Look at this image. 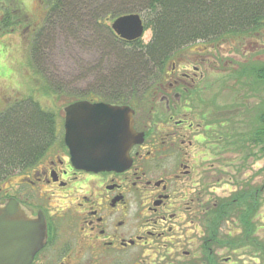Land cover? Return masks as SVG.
I'll return each mask as SVG.
<instances>
[{
	"label": "flooded vegetation",
	"instance_id": "1",
	"mask_svg": "<svg viewBox=\"0 0 264 264\" xmlns=\"http://www.w3.org/2000/svg\"><path fill=\"white\" fill-rule=\"evenodd\" d=\"M185 70L172 65L166 77L174 80L160 85L167 87L165 96L161 89L159 100L165 113L161 131L142 129L133 104L105 101L97 91H89L97 99H75L70 104L103 103L133 111V135L143 137L130 144L123 170L92 172L75 167L64 142V114L60 131L57 120V139L42 160L0 182V206L13 200L30 222L42 226L41 244L29 264H236L239 250L252 253L250 246L237 241L243 234L239 214L251 225L253 221L257 236L263 185L249 184L226 197L215 196L219 181L208 179V170L212 175L216 169L200 165L203 159L198 157L204 142L210 147L209 137L188 117L194 96L187 94L198 91L195 80L202 76L196 66ZM147 93L141 95L148 100ZM233 115L227 112L218 122L212 121L209 136L216 132L222 149L234 153V147L226 145L235 133ZM243 193H253V206L248 202L236 206V196ZM207 194L215 198L204 199ZM227 222L236 225L239 234H223Z\"/></svg>",
	"mask_w": 264,
	"mask_h": 264
},
{
	"label": "trees",
	"instance_id": "2",
	"mask_svg": "<svg viewBox=\"0 0 264 264\" xmlns=\"http://www.w3.org/2000/svg\"><path fill=\"white\" fill-rule=\"evenodd\" d=\"M46 1L48 13L42 27L33 35L29 64L37 70V74H45L38 64L42 63L40 59L43 50L57 34L71 41H92L90 49L98 51L100 60H113L112 66H117L118 69L116 72L110 69L108 76L103 78L97 90L102 95L108 87L115 85L121 86L113 90L123 92L133 86L140 87L144 78L155 74V71L162 74L178 51L196 41L206 42L227 34L254 33L264 27V0H101L99 3L98 0ZM14 3L18 7L20 19L14 21L11 12H6L0 18V32L26 23L21 5ZM89 3L93 6H89ZM127 14H139L142 17L145 30L151 33L150 41L146 44L141 40L122 41L110 30L109 22L112 19ZM82 33L87 39L81 37ZM119 45L122 46L118 47ZM246 61L240 69L228 74L237 86L243 87L240 91L244 97L250 102L254 101L253 106H249L250 102L244 104V113L248 114L255 109L254 114L245 121L243 130L235 129L234 135L226 144L241 154L242 161L251 154L246 150L248 148L255 149L251 156L253 160L264 158V62L249 64ZM42 80V92L51 94L54 89L46 86L49 83L45 77ZM102 97L105 101H111ZM120 100L126 98L117 96L112 102ZM56 129L57 117L42 111L32 98L17 100L0 113V182L9 174L41 161L57 139ZM253 193L236 196V206L241 207L245 202L253 206ZM239 215L243 234L237 237V241L250 246L252 253L258 254L259 259L264 262V243L255 235L253 221L251 225L248 219Z\"/></svg>",
	"mask_w": 264,
	"mask_h": 264
},
{
	"label": "rangeland",
	"instance_id": "3",
	"mask_svg": "<svg viewBox=\"0 0 264 264\" xmlns=\"http://www.w3.org/2000/svg\"><path fill=\"white\" fill-rule=\"evenodd\" d=\"M100 1L98 0V3ZM14 2L21 5L26 15L23 16L26 23L18 24L9 31L0 32V113L17 100L32 98L42 111L52 113L57 117L58 131H60L59 123L64 117L65 108L75 99H97L93 94L92 96L89 95V91H97L103 78L108 76L109 70L112 69L116 72L117 66H112L113 60L111 62L107 59L100 60L98 51L96 50L94 53L90 49L89 44L92 41H85V39L71 41L57 34L54 36V40L43 50V57L41 56L40 59L42 63L38 64L39 69L44 70L45 74H37V70L29 64L32 38L44 23V18L48 13V3L46 0H0V18L6 12H11L10 15L14 21L17 18L20 19L18 7H15ZM88 5L93 6L92 3ZM110 25L111 22H109ZM81 37L87 39L83 33ZM150 37V31L146 30L140 40L146 44L150 41ZM108 52L111 53V51ZM172 61L166 65L162 74L160 71L154 70L155 74L144 78L140 87L134 88L133 86L127 92L113 90V88H118L121 85L110 88L103 83L106 88L108 87V90H105L106 93L101 95L111 101L117 96L125 97L126 100H120V102L135 106L138 116L142 118V125H140L142 129L161 131L165 125V113L164 105L159 100L162 98L163 92L165 96L164 89L167 87L160 85L167 86L174 80L166 77L168 69L175 65L177 70L180 69L181 72H184L183 70L186 69L185 73H188L192 66L198 67V75H201L202 79L195 80L198 91L193 89L187 94L190 95L193 92L194 98L191 99L193 102L186 96V99L191 101L188 117L189 122L194 123V126H200L199 131L202 132L203 136L209 137L210 147L204 142L203 154H199L198 157L200 160L203 159L200 161V165H204V167L213 165L216 169L212 175L208 170V179H218L219 181L215 196L226 197L242 186L249 184L253 186L263 185L264 158L258 157L253 160L251 156L255 149L248 148L246 150L251 154L242 161L241 154L236 150L233 153L227 149H222L221 141L216 137V132L214 137L209 136L211 126L209 124L214 120L218 122L224 117V114L227 115V112L233 115L235 109V115L232 116L234 127L243 130L245 121L254 114L255 109L248 114L244 113V104H248L250 101L240 91L243 90V87L237 86L228 77V74L240 69L245 61L249 64L264 62V27L254 33L227 34L206 40V42L196 41L191 46L176 53ZM44 77L49 83L46 86L54 89L49 95L44 94L41 89L42 85L40 84ZM138 88L140 89L138 90ZM150 89L152 90L150 91ZM140 91L143 93L148 91L150 96L148 100L142 97ZM181 97L183 102L185 96L181 95ZM253 103L254 101L250 102L249 106H253ZM206 127L209 128L206 130ZM220 134H218L219 137ZM213 144H215L214 147ZM212 195L214 194L204 195V199L215 198ZM255 222L258 226L257 236L263 239L264 243V186L260 217ZM222 229H224L223 234L228 233V231L236 234L239 231L238 227L230 222L225 223ZM255 255L246 250H239L235 256L236 264H260Z\"/></svg>",
	"mask_w": 264,
	"mask_h": 264
},
{
	"label": "water",
	"instance_id": "4",
	"mask_svg": "<svg viewBox=\"0 0 264 264\" xmlns=\"http://www.w3.org/2000/svg\"><path fill=\"white\" fill-rule=\"evenodd\" d=\"M110 29L126 42L142 38L145 31L138 14L117 17ZM64 112V142L75 167L92 172L126 168L130 144L140 143L143 137L133 135L129 107L80 102ZM42 230L41 224L26 218L15 201L0 206V264H29L41 244Z\"/></svg>",
	"mask_w": 264,
	"mask_h": 264
}]
</instances>
